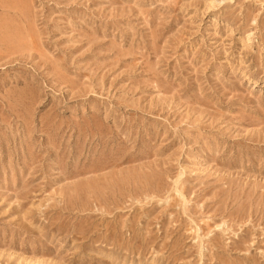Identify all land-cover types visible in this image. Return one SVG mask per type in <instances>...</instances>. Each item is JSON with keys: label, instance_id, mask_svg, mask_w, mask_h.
<instances>
[{"label": "rangeland", "instance_id": "1", "mask_svg": "<svg viewBox=\"0 0 264 264\" xmlns=\"http://www.w3.org/2000/svg\"><path fill=\"white\" fill-rule=\"evenodd\" d=\"M0 264H264V0H0Z\"/></svg>", "mask_w": 264, "mask_h": 264}, {"label": "bare ground", "instance_id": "2", "mask_svg": "<svg viewBox=\"0 0 264 264\" xmlns=\"http://www.w3.org/2000/svg\"><path fill=\"white\" fill-rule=\"evenodd\" d=\"M2 2H3V1H2ZM2 2H1V3H2Z\"/></svg>", "mask_w": 264, "mask_h": 264}]
</instances>
